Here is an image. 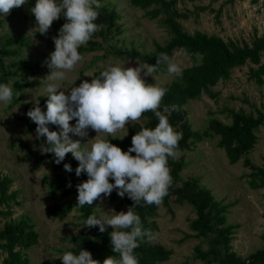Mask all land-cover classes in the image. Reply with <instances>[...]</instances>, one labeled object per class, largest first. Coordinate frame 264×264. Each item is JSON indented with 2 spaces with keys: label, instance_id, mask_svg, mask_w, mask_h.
Returning a JSON list of instances; mask_svg holds the SVG:
<instances>
[{
  "label": "rangeland",
  "instance_id": "obj_1",
  "mask_svg": "<svg viewBox=\"0 0 264 264\" xmlns=\"http://www.w3.org/2000/svg\"><path fill=\"white\" fill-rule=\"evenodd\" d=\"M34 4L35 0L32 4L28 0L26 5L13 9L7 17L0 15V46L9 41L5 44L6 48L14 51L13 54L0 55L3 68L7 69L10 62L18 60L28 64H42V68L34 74L25 66L12 67L10 71L14 74L8 76L4 83L11 87L13 98L7 106L0 104V176L12 180L9 191L15 193L18 204L12 206L11 218L26 214L38 235L36 245L23 250L29 262L55 264L53 259L61 260L58 258L61 254L55 249L69 245L68 242L61 241L62 237L72 233L91 235L92 231L79 224V211L75 207L62 220L52 218L48 214V207L71 201L74 197L62 196L61 190L51 197L48 196L45 182L51 180L54 174L64 173L55 172L47 160H44L39 168H34L33 160L25 156L24 145L40 151L41 142L36 138V131L28 129L31 119L27 112L37 103L38 96L47 95V82L42 80L50 70L44 62L55 49L52 29L56 21L47 35L39 34L35 28V17L30 12ZM101 4H106L118 14L114 23L119 26L120 32L115 34L113 27L104 36L100 31L96 32L91 38L97 44L96 48L80 52L84 59L66 74L67 78L61 85L63 89L79 86L84 80L91 82V79L95 78L94 74L104 71L109 65L137 67L139 61L131 60L125 51L134 49L150 52L154 48V42L162 44L168 39L166 30L159 26L156 19L149 20L144 17L143 11L130 6L128 0H102ZM199 7L204 9L199 10ZM174 9L182 15L176 20L182 29L189 33L199 31L237 45L250 44L254 36L264 39V0H178ZM171 58L182 68L193 63L188 54L179 50H173ZM259 63H264V54L260 55ZM255 67L256 65L247 62L231 69L227 79L217 81L210 88V93L214 96L210 97L202 92L198 99L188 100L183 105L190 128L201 133L203 138L191 144L189 149H178L177 158L171 157L183 162L178 173L179 180L199 177L198 185L207 188L213 200L225 206V224L236 225L229 243V252L240 259L247 258L250 253L261 247L260 237L264 235V183L261 188L255 190L249 187L246 177L248 167L244 165L242 158L234 164L227 162L223 150L216 147L217 136L209 131L208 120L216 118L229 123L230 119L224 111L228 108L252 114L254 109L264 111V78L261 84H257L249 77L250 68ZM143 78L146 83L161 87L177 76L169 75L168 72H154L152 76ZM14 82L25 83L26 86L17 87ZM41 110L46 112V106ZM145 123L146 118L142 117L135 124L142 127ZM70 124L74 126L75 119L70 121ZM133 127L134 125L129 123L114 136L103 135L102 138L121 137ZM173 128L178 132L176 127ZM56 131L59 132L60 129ZM96 135L91 129L88 130L86 138L70 133L73 140L79 139L81 143H87ZM255 135L256 142L245 157L251 165L262 166L264 124L258 127ZM90 144L91 142L82 147H90ZM179 184L178 181L176 185ZM92 207L98 217L105 216V212L110 216L112 213L109 210L114 209L109 202V196L94 201ZM127 210L126 206H121L115 211ZM194 217L192 208L186 202L175 204L169 201L167 206L161 203L157 205L151 218L156 225L153 231L155 240L152 242L170 251L167 259L161 264L218 263L216 257L205 262L193 256V247L198 246L203 251L208 248L206 238H196L189 229V222ZM2 222L0 217V227ZM2 256L3 254H0V261Z\"/></svg>",
  "mask_w": 264,
  "mask_h": 264
},
{
  "label": "trees",
  "instance_id": "obj_2",
  "mask_svg": "<svg viewBox=\"0 0 264 264\" xmlns=\"http://www.w3.org/2000/svg\"><path fill=\"white\" fill-rule=\"evenodd\" d=\"M101 1L99 0L100 3ZM177 1L128 0L130 6L143 11L144 17L149 20L156 19L159 26L166 30L168 39L162 44L154 42V48L150 52L131 49L125 51V54L131 60L136 59L140 63L153 65L156 63L160 53H166L170 58L173 50H179V52L189 55L193 63L188 67L182 68V76L161 86L167 91L159 108V111L166 115L170 125L176 127L178 132L182 134L178 149H189L191 144L202 140L203 135L190 128L185 117L186 113L183 105L188 100L198 99L202 92L210 97L214 96L213 93H210V88L217 81L227 79L231 69L240 67L247 62L256 65L254 69L250 68L249 77L255 83L261 84L264 78V63H259V57L264 54V39L254 36L250 44L237 45L233 42L223 41V39L215 35H207L199 31L189 33L182 29L176 20L177 17L182 16L174 9ZM29 3L32 4L33 0H29ZM102 5L101 8L96 9L99 16L95 21L97 25L102 26L99 30L100 34L103 33L102 36H104L112 27L115 34L119 33V26L114 23L118 19V14L108 8L106 4ZM198 9L203 10L204 8L199 7ZM65 22L66 20L63 16L56 20V25L52 29L54 36H58L59 29ZM8 42L6 41L0 46V55L14 53L13 50L6 48L5 44ZM96 46L97 44L90 39L78 51L94 50ZM15 66H25L32 74L42 68V64H28L18 60L10 62L7 69H4L0 59L1 83L4 84L6 78L14 74L10 70ZM101 72L94 74V77H99ZM158 72L167 73L166 64H160L155 73ZM14 84L17 87L26 86L25 83L14 82ZM46 101L47 97L38 96L36 104H39L42 109L46 106ZM165 108L168 109V113L163 112ZM224 111L230 119L229 123L221 122L216 118L208 120L209 131L217 136L216 147L223 150L229 164H234L242 158L244 165L249 169L246 174L247 184L254 190L261 188L264 183V162L262 166H254L249 163L245 156L251 151L256 142L255 131L264 124V111L254 109L253 114L239 110L234 111L229 108ZM142 117L146 118V123L142 127L134 124V127L129 129L125 135L121 137L107 136L104 139L117 145L122 150L128 148L131 146V138L136 132L145 127L154 129L158 124L157 117L151 111L145 112ZM36 127L37 125L32 121L28 125L30 131H36ZM49 129L56 131L58 126L49 125ZM40 142L41 144L45 143L42 139H40ZM23 147L25 156L33 160L34 168H39L44 160H47L55 172L64 173V175L54 174L51 180L45 182L48 196L51 197L61 190L60 194L62 196L73 195L74 197L71 201L48 207V214L52 218L62 220L75 207L79 211V224L84 226L83 222L88 216L95 214V211L92 205H84L83 207L76 205L78 196L76 186L88 179L86 173H82L79 177L76 176L75 169L78 167V161L69 153L66 155L65 160L58 165L55 163V157L52 153L41 154V151L30 149L26 145ZM64 164H70L72 172L66 171ZM168 166L170 167L172 183L168 189V194L163 198L161 204L167 206L169 201L175 204L186 202L192 208L195 217L190 220L189 229L196 238L205 237L208 244V248L205 251L198 246L193 247L195 259L207 262L209 258L213 259L216 257L218 262L222 259L227 264H264V235L260 237L261 247L250 253L245 259H240L234 253L229 252V243L236 225L225 224V206L213 200L207 188L198 185L199 177L195 176L179 180L178 173L183 166L181 160H173L169 157ZM178 181L180 184L176 185ZM11 182L12 180L9 177L0 176V217L3 219L0 227V254H3L0 264H31L23 250L36 245L38 235L34 230V224L26 214L11 218V208L13 205L18 204L15 200V193L9 191ZM69 182H71V187H68ZM110 182L114 183L111 179ZM109 202L115 210H119L121 206L129 208L134 203L127 194L121 198L115 190L109 196ZM156 209V204L148 205L143 201L134 208V212L141 218L142 228L151 230L152 233L156 229V225L151 218L154 216ZM167 209L169 208L167 207ZM88 229L92 231L91 235L72 233L62 237L61 241L63 243L68 242L69 245L61 246L55 251L62 256L66 251H72L78 255L82 249L88 250L92 254L93 259L100 261V264H103L107 257L115 255L112 251L109 235L112 228H106L103 233L99 231L98 226ZM139 243L140 246L135 249L139 264H161L170 254L169 250L157 243L148 242L147 238L139 240ZM52 261L55 264H62V260L53 259Z\"/></svg>",
  "mask_w": 264,
  "mask_h": 264
},
{
  "label": "clouds",
  "instance_id": "obj_3",
  "mask_svg": "<svg viewBox=\"0 0 264 264\" xmlns=\"http://www.w3.org/2000/svg\"><path fill=\"white\" fill-rule=\"evenodd\" d=\"M27 2L0 0V15L7 17L13 9ZM102 6L99 0H35L30 12L35 17L39 34L47 35L53 22L61 16L66 22L59 29L58 36L52 37L55 49L44 62L50 70L42 80L47 82L46 112L36 104L27 116L37 125L36 138L45 141L40 146L41 154L52 153L59 165L70 153L78 161L76 176L87 174L88 179L76 186V205H92L94 201L110 196L114 190L121 198L127 194L134 202L126 212L111 209L110 216L107 212L101 217L93 214L83 223L88 228L98 226L101 233L106 231V226L112 228L109 235L115 255L107 257L103 264H139L135 254V249L140 246L139 240L147 238L152 242L155 235L142 228L141 218L134 208L141 201L159 205L168 194L172 183L168 158L178 157L182 138L166 115L159 111L167 89L148 84L143 77L152 76L160 64H166L168 74L177 77L182 76L183 69L166 53H160L154 65L139 62L137 67L109 65L91 82L84 80L79 86L63 89L61 85L66 74L84 59L78 49L102 27L95 23L99 16L96 9ZM12 98L11 87L0 84V104L7 106ZM148 111L155 114L158 124L154 129L145 127L136 132L127 151L102 138L103 135L114 136L129 123L134 125ZM167 111L165 108L164 112ZM74 119L73 126L70 121ZM49 125L58 126L60 131L50 130ZM89 129L97 135L87 143L70 136L71 133L86 138ZM89 142L90 147H82ZM64 169L72 172L70 164H64ZM58 258L62 264H100L84 249L78 255L66 251Z\"/></svg>",
  "mask_w": 264,
  "mask_h": 264
},
{
  "label": "water",
  "instance_id": "obj_4",
  "mask_svg": "<svg viewBox=\"0 0 264 264\" xmlns=\"http://www.w3.org/2000/svg\"><path fill=\"white\" fill-rule=\"evenodd\" d=\"M218 264H227L224 260H219Z\"/></svg>",
  "mask_w": 264,
  "mask_h": 264
}]
</instances>
